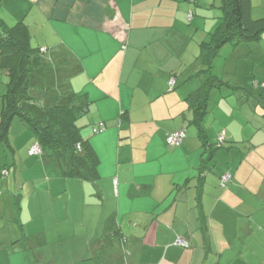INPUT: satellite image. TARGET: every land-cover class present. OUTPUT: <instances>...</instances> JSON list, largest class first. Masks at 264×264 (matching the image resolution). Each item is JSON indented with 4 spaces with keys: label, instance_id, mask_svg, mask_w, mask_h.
<instances>
[{
    "label": "crops",
    "instance_id": "1",
    "mask_svg": "<svg viewBox=\"0 0 264 264\" xmlns=\"http://www.w3.org/2000/svg\"><path fill=\"white\" fill-rule=\"evenodd\" d=\"M243 4L264 24V0ZM222 16L221 0H0V19L22 22L37 49L35 104L30 82L43 59L45 96L87 94L85 136L98 159L92 177H65L52 156L29 155L35 138L11 120L0 141L8 150L0 211L5 200L17 210L4 248L17 252L0 264H25L23 254L48 245L54 264H264V120H250L264 116V32L225 45L214 63L227 89L239 88L236 100L210 90L200 124L190 102L202 84L195 60ZM8 80L0 67V112ZM101 121L107 129L92 133ZM182 129V145L169 147L167 135Z\"/></svg>",
    "mask_w": 264,
    "mask_h": 264
},
{
    "label": "trees",
    "instance_id": "2",
    "mask_svg": "<svg viewBox=\"0 0 264 264\" xmlns=\"http://www.w3.org/2000/svg\"><path fill=\"white\" fill-rule=\"evenodd\" d=\"M221 1L223 9L221 21L210 32L209 38L201 44V53L195 60L196 65H200V69L197 71L198 76L202 78L201 86L190 97L197 124H200L206 111L207 102L210 100V90L231 86L213 69L215 61L221 55L222 48L227 44L236 46L243 41L258 40L264 32L262 21L251 19L247 15L243 0ZM29 38L30 35L22 22L10 27L2 20L0 21V67L8 73L9 77L0 112V141L5 138L11 120L18 116L35 138L33 145L38 143L41 148V153L37 155L52 156L65 177L88 179L97 169L98 159L89 138L85 136V130H82L83 127L78 124L79 120L89 113L87 94L71 95L67 101L56 102L51 106L44 107L42 114H36L33 110V106L36 104L29 90L28 80L33 66V53L37 49L32 47ZM174 80L173 86H171L172 80L170 81V88L175 87L176 79ZM101 123L105 122L101 121L95 124L92 127V133H100L107 129L106 125L104 130L95 131ZM198 131L201 137L205 136L202 127H199ZM224 141L225 139L219 142L218 138L215 144L207 145L210 156L223 147ZM182 143L180 145L168 143V145L177 147ZM208 159H205L206 163ZM205 168L206 164L202 166V172ZM226 174H229V178L226 187H222V177ZM232 181V172L221 174L220 186L222 189L227 188ZM115 261L116 264H124L122 258H116Z\"/></svg>",
    "mask_w": 264,
    "mask_h": 264
},
{
    "label": "rangeland",
    "instance_id": "3",
    "mask_svg": "<svg viewBox=\"0 0 264 264\" xmlns=\"http://www.w3.org/2000/svg\"><path fill=\"white\" fill-rule=\"evenodd\" d=\"M223 51V50H222ZM216 61H223V56H222V52H221V55L220 57L216 60ZM43 59H37L36 62H35V65H36V68L32 74V79L34 80V77H35V82L33 81L32 84L30 82V85H34V89L37 96H35L37 98V101H36V106H33V110L36 114H42L44 112V107L43 105H40L41 104V101H45V103H47L48 105H53L55 103V98L54 95L56 94H52L51 96H49L48 94H46L45 96V93L51 89H48V86L45 85V87H47V91H46V88L43 87V84L41 83L43 81V76H42V72L40 73V71L43 70V67H45L47 64H43ZM242 86H246V85H242ZM54 87V86H53ZM233 87V86H232ZM234 88V87H233ZM250 89H252L250 86H249ZM239 88L237 89H227L226 86H223L222 89H215L213 90L214 93L218 92V99L221 100V96L222 95H234V97H232V99H237L236 98V93L238 91ZM256 90V89H254ZM222 94V95H221ZM214 95V94H213ZM228 96L230 99L229 101H231V97ZM257 96H250V97H246L247 100H248V103H252V99H256ZM70 98V97H69ZM226 99V98H224ZM215 102V101H214ZM211 116V113L209 112V116ZM211 119V118H210ZM262 119L264 120V116L260 113H255L251 116V122H256V121H262ZM16 121H19L18 123H22L18 118H16ZM79 126L83 127L82 130H86L88 127H86V120L84 117H82L79 122H78ZM24 125V124H22ZM27 131H30L29 129L26 128ZM16 134V133H15ZM167 143V142H166ZM168 145V143H167ZM169 146V145H168ZM170 147V146H169ZM179 147V146H177ZM8 157V150L6 147H1L0 148V187H2V181L6 178V176L2 175V165H3V162L6 160V158ZM8 170V169H7ZM4 171V170H3ZM5 188V187H4ZM46 206H48V203L46 202ZM50 206V205H49ZM50 210V209H49ZM4 211V213L2 214V212ZM2 212L0 211V261H3L1 257H7V254L8 252L9 253H12V252H17V249L16 248H10L8 251L7 250H4L5 247H7L8 245V242H7V231H11V228L15 230V227H16V220H17V210L16 208L14 207V204H12V202L10 204L7 203V201L5 200V202L2 203ZM48 213V212H47ZM9 228V229H8ZM13 234L16 235V233H14L12 231ZM15 237V236H14ZM21 243H25V241L21 242ZM39 249H42V248H39ZM56 248L53 247L50 249V245L46 246L44 249L42 250H38L39 253V256H33V252L31 251V255L32 256H27L25 254H23V259L25 261V264H30L28 261H29V258H31L32 260L35 259V261L38 262V264H54L52 262V259H49L51 257H49V252L50 251H54ZM49 251V252H48ZM34 262V261H33Z\"/></svg>",
    "mask_w": 264,
    "mask_h": 264
},
{
    "label": "built area",
    "instance_id": "4",
    "mask_svg": "<svg viewBox=\"0 0 264 264\" xmlns=\"http://www.w3.org/2000/svg\"><path fill=\"white\" fill-rule=\"evenodd\" d=\"M175 84V80L172 79L171 81V86H173ZM106 128V124L105 123H101L100 124V127L98 129H95V131H98V130H104ZM186 135V131L184 129L182 130H178V131H175V132H172L168 135L167 137V141L170 145H180L183 141V138L185 137ZM219 142H222L224 139H225V136H224V132L221 133L219 136ZM41 153V148L39 146L38 143H36L35 145H33V147L29 150V154L30 155H37ZM229 178V174H226L222 177V187H226V183H227V180ZM176 243L180 246H183V247H190V243L187 239L185 238H178Z\"/></svg>",
    "mask_w": 264,
    "mask_h": 264
}]
</instances>
